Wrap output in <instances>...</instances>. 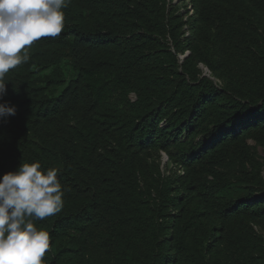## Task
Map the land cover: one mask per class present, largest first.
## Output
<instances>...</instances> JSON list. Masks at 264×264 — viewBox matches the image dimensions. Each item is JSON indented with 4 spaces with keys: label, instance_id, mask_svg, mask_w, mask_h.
<instances>
[{
    "label": "trees",
    "instance_id": "obj_1",
    "mask_svg": "<svg viewBox=\"0 0 264 264\" xmlns=\"http://www.w3.org/2000/svg\"><path fill=\"white\" fill-rule=\"evenodd\" d=\"M172 2L70 0L6 74L0 178L67 189L44 264H264V0Z\"/></svg>",
    "mask_w": 264,
    "mask_h": 264
},
{
    "label": "clouds",
    "instance_id": "obj_2",
    "mask_svg": "<svg viewBox=\"0 0 264 264\" xmlns=\"http://www.w3.org/2000/svg\"><path fill=\"white\" fill-rule=\"evenodd\" d=\"M70 0H0V121L16 115L3 97L6 74L28 62L27 49L42 37H58L65 27ZM58 168L39 161L21 163L0 178V264H44L50 248L49 231L35 221L53 216L64 206L67 192Z\"/></svg>",
    "mask_w": 264,
    "mask_h": 264
},
{
    "label": "rangeland",
    "instance_id": "obj_3",
    "mask_svg": "<svg viewBox=\"0 0 264 264\" xmlns=\"http://www.w3.org/2000/svg\"><path fill=\"white\" fill-rule=\"evenodd\" d=\"M187 2V0H173L172 4L173 5H179V6H185V9L181 10V17H184L187 15L188 11L190 10L188 4H185ZM252 146H254L255 144L253 142H249ZM256 152L258 154V156L260 157V160L263 162V176H264V151L260 148V147H256ZM166 161V156L164 154H162V168L163 171H165L166 173H169L168 170L165 169L164 163Z\"/></svg>",
    "mask_w": 264,
    "mask_h": 264
}]
</instances>
